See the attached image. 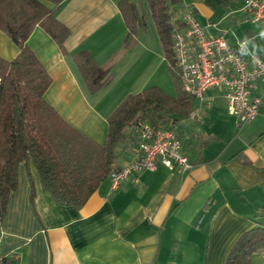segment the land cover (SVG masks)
I'll list each match as a JSON object with an SVG mask.
<instances>
[{
    "label": "crops",
    "instance_id": "obj_1",
    "mask_svg": "<svg viewBox=\"0 0 264 264\" xmlns=\"http://www.w3.org/2000/svg\"><path fill=\"white\" fill-rule=\"evenodd\" d=\"M117 1L61 2L55 17L70 32L64 52L39 25L25 42L51 77L45 100L99 143L107 115L128 93L157 85L153 63L165 62L156 32L155 39H144V30L138 29L125 46L127 27ZM126 1L144 17L145 0ZM242 5L243 0H231L227 8L220 0H181L175 12L181 17L192 8L210 33H225L231 45L248 37L247 49L253 44L264 49V27L246 21ZM244 50L241 56L250 58ZM78 51L110 68L107 85L89 92L72 56ZM18 52L0 31V57L11 60ZM256 56L264 63V51ZM262 83L255 80L252 96L264 97ZM214 99L210 107L196 103L190 112L194 117L168 125L192 164L188 173L157 164L115 191L107 178L79 210L56 205L27 157L16 170L17 187L8 195L0 225V257L8 260L1 264H226L238 236L264 225V110L237 128L224 100ZM136 152V141L119 145L117 166L132 161ZM256 261L264 262V252Z\"/></svg>",
    "mask_w": 264,
    "mask_h": 264
},
{
    "label": "trees",
    "instance_id": "obj_2",
    "mask_svg": "<svg viewBox=\"0 0 264 264\" xmlns=\"http://www.w3.org/2000/svg\"><path fill=\"white\" fill-rule=\"evenodd\" d=\"M64 1L0 0V31L9 35L19 50L11 60L0 57V225L8 195L17 187L16 170L27 157L40 175L43 190L52 195L56 205L79 210L117 167L118 146L126 140L137 143L138 136L132 127L146 123L154 130L167 129L171 122L187 119L197 103L180 88L173 63L172 36L176 26L183 27L182 16L175 12L181 0H145L161 51L174 77L176 94L170 95L156 85L128 93L107 115L101 143L72 126L45 100L44 92L52 82L51 77L25 43L39 25L64 52L63 41L70 32L55 17ZM230 1L220 0L221 6L227 8ZM117 2L127 27L126 46L134 41L138 29L145 28V19L135 4L126 0ZM193 13L196 16V11ZM72 56L89 92L109 83V67L99 66L85 51L74 52ZM253 220L258 223L256 217ZM262 252L264 225H257L238 236L226 264H264L255 262Z\"/></svg>",
    "mask_w": 264,
    "mask_h": 264
},
{
    "label": "built area",
    "instance_id": "obj_3",
    "mask_svg": "<svg viewBox=\"0 0 264 264\" xmlns=\"http://www.w3.org/2000/svg\"><path fill=\"white\" fill-rule=\"evenodd\" d=\"M241 9L246 21L264 27V0H243ZM182 21L183 27L175 28L171 49L182 91L204 107H210L214 98L221 97L237 128L254 120L259 109L264 110V97L251 95L255 80L264 81V63L258 56L244 59L240 44L231 45L223 32L210 33L191 9L184 11ZM132 128L138 136V152L132 161L112 169L108 178L111 191L141 171L154 170L157 164L182 176L190 171L192 164L174 130H154L146 123Z\"/></svg>",
    "mask_w": 264,
    "mask_h": 264
},
{
    "label": "rangeland",
    "instance_id": "obj_4",
    "mask_svg": "<svg viewBox=\"0 0 264 264\" xmlns=\"http://www.w3.org/2000/svg\"><path fill=\"white\" fill-rule=\"evenodd\" d=\"M183 1V0H182ZM141 12L144 14V17L146 19V26L143 30V34H144V39H155L154 36L156 35V30L153 25V21L151 18V15L149 13V9L147 7V5L144 6V10L141 9ZM157 39V38H156ZM145 41H149V40H145ZM157 41V40H156ZM163 65H160L155 62L153 63V69L156 70V75L155 76V84H157L156 86H158L160 89L165 90L166 93L170 94V95H175L176 94V88H175V84H174V77L171 75L172 72L170 70V67L168 65V63L163 62ZM153 82V81H150ZM160 86H159V85ZM152 86V85H151Z\"/></svg>",
    "mask_w": 264,
    "mask_h": 264
},
{
    "label": "clouds",
    "instance_id": "obj_5",
    "mask_svg": "<svg viewBox=\"0 0 264 264\" xmlns=\"http://www.w3.org/2000/svg\"><path fill=\"white\" fill-rule=\"evenodd\" d=\"M260 36L264 38V32H261ZM249 43H252V41L248 37H245V39L240 42L241 48L245 49L244 52L246 54L256 56L258 52L264 51V49L259 48V46L255 44H253V48L251 50L247 49L246 45Z\"/></svg>",
    "mask_w": 264,
    "mask_h": 264
}]
</instances>
